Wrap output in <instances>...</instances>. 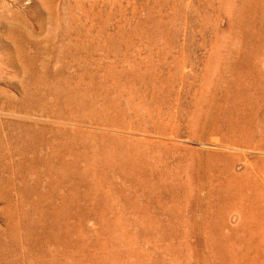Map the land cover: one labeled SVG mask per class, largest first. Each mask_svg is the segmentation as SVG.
I'll use <instances>...</instances> for the list:
<instances>
[{
    "label": "rangeland",
    "instance_id": "rangeland-1",
    "mask_svg": "<svg viewBox=\"0 0 264 264\" xmlns=\"http://www.w3.org/2000/svg\"><path fill=\"white\" fill-rule=\"evenodd\" d=\"M0 264H264V0H0Z\"/></svg>",
    "mask_w": 264,
    "mask_h": 264
}]
</instances>
